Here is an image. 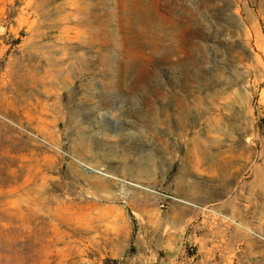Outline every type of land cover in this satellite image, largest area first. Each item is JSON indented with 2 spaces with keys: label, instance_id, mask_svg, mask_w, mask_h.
I'll return each instance as SVG.
<instances>
[{
  "label": "rangeland",
  "instance_id": "obj_1",
  "mask_svg": "<svg viewBox=\"0 0 264 264\" xmlns=\"http://www.w3.org/2000/svg\"><path fill=\"white\" fill-rule=\"evenodd\" d=\"M0 264H264V0H0Z\"/></svg>",
  "mask_w": 264,
  "mask_h": 264
},
{
  "label": "crops",
  "instance_id": "obj_2",
  "mask_svg": "<svg viewBox=\"0 0 264 264\" xmlns=\"http://www.w3.org/2000/svg\"><path fill=\"white\" fill-rule=\"evenodd\" d=\"M212 252V251H211ZM216 253V252H215Z\"/></svg>",
  "mask_w": 264,
  "mask_h": 264
}]
</instances>
